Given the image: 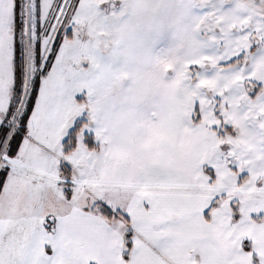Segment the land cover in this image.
<instances>
[{
    "label": "snow or ice",
    "instance_id": "6c2138e0",
    "mask_svg": "<svg viewBox=\"0 0 264 264\" xmlns=\"http://www.w3.org/2000/svg\"><path fill=\"white\" fill-rule=\"evenodd\" d=\"M0 264H264V0H0Z\"/></svg>",
    "mask_w": 264,
    "mask_h": 264
}]
</instances>
